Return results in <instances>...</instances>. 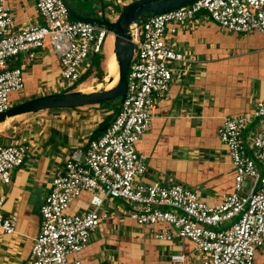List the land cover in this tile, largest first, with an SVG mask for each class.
<instances>
[{
  "label": "built area",
  "instance_id": "2783aa9c",
  "mask_svg": "<svg viewBox=\"0 0 264 264\" xmlns=\"http://www.w3.org/2000/svg\"><path fill=\"white\" fill-rule=\"evenodd\" d=\"M35 6L42 24L10 35V10L6 0H0V114L10 108L9 96L24 86L22 71L7 67L10 58L20 53L33 56L47 40L59 59L61 86L73 92L82 64L101 54L110 35L101 25L71 21L62 0H37ZM201 12L226 30L257 31L264 36V0H195L131 25L128 35L133 57L125 97L103 135L90 141L85 150L72 152L51 180L39 209V232L22 264H82L78 255L100 222L110 216L103 207L113 199L129 206L128 217L138 225H167L168 229L154 233L155 239L189 240L194 251L205 257L198 264H253L256 252L264 249V102L252 113L223 118L219 139L227 148L235 175L233 192L222 203L208 206L180 185L138 182L146 171V157L136 151L135 144L150 128L156 99L168 91L169 65L183 60L182 54L166 44L165 33ZM170 33H176V28H170ZM255 122L258 126L245 139ZM28 152L29 147L21 143L0 146V185L11 182L12 171L24 164ZM81 193L90 195L89 210L67 214L70 202ZM4 202L0 196V238L12 236L17 223L15 215H1ZM170 261L194 264L183 255H172Z\"/></svg>",
  "mask_w": 264,
  "mask_h": 264
},
{
  "label": "crops",
  "instance_id": "0c3cea01",
  "mask_svg": "<svg viewBox=\"0 0 264 264\" xmlns=\"http://www.w3.org/2000/svg\"><path fill=\"white\" fill-rule=\"evenodd\" d=\"M36 1L6 0L12 21L10 35L42 24ZM85 1L91 3L92 11L66 2L81 16L98 17L99 0ZM132 1L103 0V3H115L121 8ZM70 18L77 21L71 15ZM172 27L176 28L174 34L170 33ZM108 37L111 39L110 57H114V38ZM165 41L182 54L183 60L169 65L172 79L168 91L156 99L150 128L135 144L136 151L146 157V171L138 182L180 185L195 193L202 203L215 206L233 192L235 175L227 148L219 139L223 118L252 113L258 103L264 102V36L257 31L226 30L201 12L192 21L170 26ZM17 56L16 62L14 57L7 61V67L22 71L24 86L9 96L10 108L38 97L60 94L54 81L59 78L60 86L61 67L47 40L33 51V56L29 53ZM101 57L103 51L89 57L98 63L93 66L87 60L80 79L104 71L106 81L103 64L107 58ZM79 81L77 92L83 83ZM99 91L103 90L82 93ZM120 104L111 112L95 105L101 108L98 114L88 111L94 106L74 109V114L65 117L56 115L62 113L58 110L32 113L34 127L29 130L33 134L27 140H14L12 135L0 137V146L21 143L29 147L24 164L12 171L11 182L0 185V196L5 197L1 215L17 218L15 233L0 238V264H22L29 258L32 240L40 229V205L49 193L51 180L59 175L72 152L85 150L90 141L103 135ZM26 115L30 114L16 118ZM14 118L0 126H7ZM257 126L258 122L249 126L245 139L252 136ZM89 201L90 195L81 193L70 202L66 213L87 212ZM103 210L110 216L100 222L78 255L82 264H171L172 255H183L186 262L194 264L205 260L204 255L194 251L189 240L155 239L154 233L168 226L138 225L128 217L129 206L119 199L105 203ZM13 253L16 258L11 262ZM253 264H264V249L256 252Z\"/></svg>",
  "mask_w": 264,
  "mask_h": 264
},
{
  "label": "water",
  "instance_id": "95a60500",
  "mask_svg": "<svg viewBox=\"0 0 264 264\" xmlns=\"http://www.w3.org/2000/svg\"><path fill=\"white\" fill-rule=\"evenodd\" d=\"M71 17L74 20L101 25L114 38L113 53L117 62L118 79L116 85L109 89L94 93H82L80 91L53 94L38 97L19 105L11 107L5 113L0 114V124L7 119L18 115L38 113L45 110L77 109L86 106H95L120 98L121 102L126 93V73L133 56V44L128 35V29L133 24L147 20L149 16L158 15L178 9L193 3L195 0H134L121 8L115 3L104 4L100 2V13L98 17H85L75 13L66 0H62ZM116 11L118 15L114 20L109 18V12ZM110 13V14H111ZM109 78V81H112ZM117 112L109 121L111 123Z\"/></svg>",
  "mask_w": 264,
  "mask_h": 264
},
{
  "label": "rangeland",
  "instance_id": "374dc122",
  "mask_svg": "<svg viewBox=\"0 0 264 264\" xmlns=\"http://www.w3.org/2000/svg\"><path fill=\"white\" fill-rule=\"evenodd\" d=\"M66 1L69 4L74 5V6H76L77 4H80V8L86 10L87 12L92 11V9H93V6L91 5V3H89V1H85V0H66ZM110 13L111 12H109L108 15H109V18L111 20H114L116 18V16L118 15V13L116 11H114L111 14ZM110 49H111V39H110V37H107L106 42H105L104 47H103L104 59L105 58L108 59L111 56L112 53H110ZM109 53H110V55H109ZM17 57L13 58L14 62H16ZM103 57H101V58H103ZM107 59L105 60V62L103 64V68L105 66ZM87 60L90 63L92 62L93 66H96L98 63V60L94 61L91 58H89ZM87 60L84 61V63L82 64V67H85L87 65L86 64ZM104 77H105L104 71L101 74L95 73L86 79H85V77H82L79 81V82L83 81L82 85L80 86V91L81 92L98 91V90H104L105 87H106V89L107 88L109 89V88H112L117 83V79H118L117 72L114 76H112V78H114V80H116V82L113 83L112 85H110V83L107 80L111 76H107V73H106V81L104 80ZM54 83H55V86L57 89H58V87L60 88V92H59L60 94L66 93V92H64L66 90H64V88L61 86V83H60V86L58 84L59 78H56ZM67 92H72V91L67 90ZM118 104H120V98L102 103V104H100V106L108 109V112H111L112 110L115 109V107ZM82 109H87V108H82ZM73 110L74 109L58 110V111H62V113L57 112L56 115H63V117L69 116V115L74 114V112H72ZM91 110H93V111H91ZM78 111L81 112V111H87V110H78ZM88 111H90L91 113H97L98 114L101 111V108H99V107L97 108L96 106H94V107L88 108ZM49 115H51V114L47 113V116H49ZM32 117H34V116H32V114L26 115V116H19L17 118L15 117L14 119H12V121H10V123L7 126H5V127L3 125L0 126V137H6V136L12 135V136H14L13 137L14 140H20V139H26L27 140L28 137L32 136V134H33V132L29 130L30 129L29 127H34V124H33L34 122H33ZM12 127H15V130H13ZM59 127H62V126L60 125ZM15 258L16 257L14 256V253H13V255L11 254V259H12L11 262H14ZM8 261H10V260L8 259Z\"/></svg>",
  "mask_w": 264,
  "mask_h": 264
},
{
  "label": "bare ground",
  "instance_id": "6f19581e",
  "mask_svg": "<svg viewBox=\"0 0 264 264\" xmlns=\"http://www.w3.org/2000/svg\"><path fill=\"white\" fill-rule=\"evenodd\" d=\"M117 68H118L117 67V62H116L115 58L114 57H109L107 59L106 63H105V66H104V70L107 73V76H111V77L114 76L116 74V72H117ZM108 82L110 83V85H112L113 83L116 82V80H114V78H113L112 81L108 80Z\"/></svg>",
  "mask_w": 264,
  "mask_h": 264
}]
</instances>
